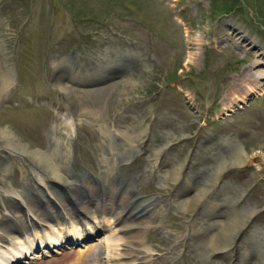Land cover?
I'll list each match as a JSON object with an SVG mask.
<instances>
[{
    "label": "rangeland",
    "instance_id": "rangeland-1",
    "mask_svg": "<svg viewBox=\"0 0 264 264\" xmlns=\"http://www.w3.org/2000/svg\"><path fill=\"white\" fill-rule=\"evenodd\" d=\"M126 43L149 60L144 73L142 69L139 72L142 64L134 60L139 66L134 71L138 82L130 85L112 81L90 90L74 87L77 106L54 87V61H60L70 49L78 50L87 63L97 61L110 45ZM4 50L9 51L3 56H9L7 62L16 81L0 100V153L12 156V170L0 175V216L6 211L4 194L12 190V185L19 187L22 183V168L35 169L28 156L4 146L2 129H9L30 150H45L56 124L61 126L62 121L75 117L78 131L72 139V168L82 173L87 167L101 177L110 176L113 168L102 161L112 157L108 155L112 147L105 141L102 125L115 122L112 128L124 129L130 123L122 118H136L142 111L140 103L154 106L151 126L161 128L171 143L190 135L187 144L192 146L199 135L214 129L221 134L239 135L249 153L262 151L246 172L237 176L231 173L228 178H237L233 195L248 192L253 206L264 207V89L249 94L243 108L225 123L217 121L225 104L256 79L258 70L264 72V64H258L264 61L259 57L264 54V0H0V63ZM193 51L195 60L189 62ZM135 84L132 91L125 92L128 85ZM96 110L99 112L93 117L90 112ZM205 117L210 121L203 126L200 123ZM135 128L130 127L131 133L135 134ZM117 152L119 149H115ZM154 155V149L150 150L149 156ZM149 156L119 169L129 174L137 167L136 172L143 173L150 163ZM57 158L65 159L59 153ZM161 159L147 184L138 182L136 188L144 195L164 193L166 203L173 202V181L162 183L157 176L171 172L167 165L163 168ZM59 163L67 174L68 161ZM192 211L177 205L173 210L159 207L149 214L146 222L150 228L143 235L142 249L152 255L153 264H170L174 259H179L180 264H193L190 255L197 259L196 254L198 264L209 262L204 246L209 232L194 235L198 244L190 249L193 239L186 227ZM256 221L264 228V214ZM93 245L95 251L84 258L80 252H86V248H79L69 251V255L33 264H92L102 251L98 242ZM254 264H264V256Z\"/></svg>",
    "mask_w": 264,
    "mask_h": 264
},
{
    "label": "bare ground",
    "instance_id": "bare-ground-1",
    "mask_svg": "<svg viewBox=\"0 0 264 264\" xmlns=\"http://www.w3.org/2000/svg\"><path fill=\"white\" fill-rule=\"evenodd\" d=\"M247 41L249 42V40ZM119 49L122 52L121 54L117 49L107 48L102 55L103 57L97 60L96 65L94 64L92 69H86L81 75V78L84 79L86 76L87 80H90L91 78H94L97 73L99 75L103 74V76H106L111 72L117 73L118 71L121 73V68L118 67V65L121 62H127L130 60L132 55L133 58H137L136 61L140 62L144 69L149 65L147 58L144 57L140 51H136L131 47H120ZM114 51L116 52L115 54H113ZM259 57L264 58V54L259 55ZM191 60H195L194 51L189 53V62ZM258 64L262 65L264 64V61L258 62ZM69 66H71V63L68 57H64L60 61H54L55 74L53 85L55 88L63 92L72 104L77 106V95L74 93L75 89L69 84L66 74L62 69L64 68L65 70ZM257 72L254 74L256 79L250 81L248 85H245L244 89L239 92V95L236 96V98L225 104L224 107L226 114L230 115L232 112H237V110L242 108V105L247 102L249 94L264 89V83H261L264 72L263 70L262 73H259L261 72L260 70ZM78 75L79 74L73 76V79ZM133 81L137 82V80L131 77L121 80L120 83H129L131 85ZM13 83L14 76L12 75L9 63L5 61L1 62L0 100H3L5 97L4 95L8 92L10 87H12ZM154 109V106L150 104L148 108H146L147 113L145 115L143 113V116H140L139 118L146 119L149 115V118L152 119L155 117ZM97 110L90 112V114L95 117L99 112ZM74 120L75 119L72 118V120L69 119L66 120V122L62 121L63 123L61 126L56 124L53 129L55 134L52 136L51 144H48L45 150H30L28 146L19 141L9 129L1 130L3 138L1 142H4V145L8 148L20 152L31 159L35 165V169H33L34 176L33 178L31 176V182L34 183L39 194L46 195L45 193H49L54 195L55 197L53 201L57 200L55 206H57L58 209H70V211H72L75 208H80L83 212L93 215L94 221L98 222V224L105 223V225H107L110 233L108 236L103 237L101 245L103 251L97 255V258H99L100 255V258L98 259L99 261L94 257V261H96L92 264H152L150 263L152 260L150 261V258L144 253L145 250L142 249L143 235L149 228V224L146 222L147 218L144 217L149 210L147 207L143 208L142 211L146 212L142 215V211H140L142 207L140 206L141 204L133 205L134 198L132 191L134 190V183L131 180H128L127 177H123V184L118 181L115 182L114 180H111L113 178L112 173L110 176L105 177V181H101L102 189L101 191H98V188L91 182L90 177L86 172L77 173L69 171L65 174L61 170L63 166L56 161L55 153L59 152L60 155L68 161L69 167L71 166L73 156L72 138L78 130ZM102 126V131L107 137V142H111L112 144L113 152L115 151L114 141L123 142V148H121L120 152L115 153V158H104L102 161L103 163L105 161L104 164H110L111 169L113 168L114 171L115 166L118 164V157L129 153V148L131 151H134L137 147L141 149L140 144L137 145L135 143V139H138L139 143H141L145 137L135 135V138L134 135L132 136L127 133L128 129L122 131L107 126L106 123ZM138 126L145 132V129H148L147 125L139 124ZM59 128L60 130L63 129L65 131L62 132L61 130L57 133ZM144 142L145 141H143V143ZM146 145L150 144L148 143ZM168 145L169 143L164 146L163 144L160 146L154 144L155 150L159 156L164 152L166 149L165 147ZM261 153L262 151L249 153L241 144L237 147H232L231 153L228 156H222L220 158V165L217 166V171L214 173L213 178L217 179L231 168L242 167L249 164L253 158L261 156ZM112 155H114V153H112ZM186 161L188 162V158H186ZM184 166L185 163L175 165L170 170L171 172L167 173V178L166 176H163V179L173 181L174 184L179 183L183 179ZM149 171L151 174L154 172L153 166H150ZM149 171H145L140 177H145L147 179L149 175L146 173ZM25 173L26 175H29L28 171H25ZM137 175L139 176V174ZM31 178L25 179L24 185H29ZM213 184L217 185V183ZM185 188H187V185H184V187L178 191V197L174 200L178 206H182L184 209H197L200 205H210V203L207 202L209 197H204L207 196L206 194L208 190H210V187L207 188L206 186H202L200 190L197 188L196 192H191L188 196L183 198L181 194H183L182 192ZM67 190L73 195L72 203H70L68 197L60 195V193H67ZM7 192L12 193L11 191ZM16 197L22 199L23 202L13 196L12 198L10 197L8 213L0 222V264H17V259L22 258H29V260L38 261L39 258H44L43 254H46L44 252H51V250H46L43 246L44 243L47 242V239L51 244L50 246H54L55 244L66 243L67 236H65V234L67 231L73 234V236L84 235V227L79 224L78 220L70 216L71 214L69 212L68 218L70 221H60L59 217H57L58 220L51 221L48 220V215L43 213L40 208L34 206L37 200H43L39 196L30 192L27 193V195H21V192H19ZM156 197L160 198L155 201L161 202V195ZM156 197L150 199H155ZM162 201L165 202L164 200ZM234 202L236 201H233V203ZM55 206V212L58 214L59 211ZM46 207L52 208L53 206L46 204ZM206 208L208 207L206 206L204 210ZM234 211L236 214H232V217L228 218L226 221L214 220L215 216L208 212L206 219L199 220L194 218L193 215L189 223L190 228H192L193 231L201 229L199 227L205 225V223H203L204 221H206L207 227L216 226L223 228L219 233L216 232L212 235L211 241L209 245H207L210 249L209 253L206 252L210 259H212L211 255L223 252L221 256H218V264H230L233 260V255L238 250L240 244L238 243V240L244 236L247 238V235L251 233L257 235V232L260 230L259 225L252 222L254 215L257 213V208L251 207L248 204V201L243 205L242 209L239 208ZM33 219L40 225L37 226L34 224L35 222ZM229 222L230 225L226 228V225ZM86 224L89 230L94 231L96 229L93 223L86 222ZM231 225L233 229L228 230ZM17 232H20L22 235L16 234ZM232 233L233 237H230V234ZM258 240L261 248L264 250V239L259 237ZM38 241H40L42 247L39 251H35V245ZM57 249H59L58 256L68 252L64 247H57ZM95 249L96 247L90 244L87 246V249L85 250L86 252L82 251L80 253H83L82 257L84 258L89 255V253H92L90 251H95ZM263 250L262 252H264ZM65 256L64 258L67 257ZM247 260H245L244 263H246Z\"/></svg>",
    "mask_w": 264,
    "mask_h": 264
},
{
    "label": "flooded vegetation",
    "instance_id": "flooded-vegetation-1",
    "mask_svg": "<svg viewBox=\"0 0 264 264\" xmlns=\"http://www.w3.org/2000/svg\"><path fill=\"white\" fill-rule=\"evenodd\" d=\"M124 45L125 44H122V45L116 44L117 47H119V46L123 47ZM128 46L129 45H127V43H126V45L124 47H128ZM113 49H115V47ZM68 52H69V54H67V56L69 58L71 66L67 67L65 70H64V68H62V69H63L64 73L69 74L70 77H71V74H73L75 71H77L84 62H83V56L80 55L78 50H75V48L70 49L69 51H67V53ZM4 53H6L5 50H4ZM3 60L5 62L8 61L7 58H5V57H3ZM84 64H86V63H84ZM81 67L84 68V66H81ZM138 67H139L138 64L134 63V67H133V69L131 71V75H132V77L134 79H135L134 71ZM141 67H142V65L139 67V72L142 73V71H143V73H144L145 69L143 67L142 68ZM141 69H142V71H141ZM54 71H55V68H54ZM66 78L69 79V76H66ZM135 80H137V79H135ZM135 86H136V84L134 85V87ZM125 89H126L125 92L127 93V92L132 91L133 87L128 85V87H126ZM144 101H146V100H144ZM139 105H140L142 111H138V115L137 116L135 115L136 118L132 117V119L129 122L130 124H128L129 126H127V127H129V129H130V127H132V125L136 127L134 129L135 134L133 133L132 136L133 135H134V137H135V135L144 136L145 139H143L141 141V143L146 148L150 147L151 145L154 147V144L157 145V146H160L161 144H163V146H164L165 144L169 143V145L165 147L166 148L165 151H167V152L163 155V158L161 160V165H166V164L169 165L171 163H174V164L175 163H179V164L185 163L186 160H185V157H184V152H185V148H188V146L190 147V145H191V143H190V145L187 144L188 138H190V137H185L186 135H184L182 137L181 142H178L176 144L174 142L171 143L170 137L169 136H164L163 133H162L161 128H159L158 126L156 128H153L151 126L154 123L153 119L155 117H153L151 119V118H149V115H148L146 119L139 118L140 116H143V113H144V115L147 113L146 108H148V106L150 104L146 105L145 103H140ZM131 121H133V122H131ZM139 124L140 125H147L148 129H145L146 132L139 128V126H138ZM150 128H151V130H149ZM169 130L173 131L172 128L171 129L169 128ZM141 133H142V135H141ZM143 141H145V142L143 143ZM148 143L150 145H146ZM173 149L175 151L171 152L172 155L170 157V151L173 150ZM141 154L142 153H140L139 148L137 147L131 153H126L124 155L119 156V160L122 161L124 159L130 158L131 155H134V158H133V160L131 162L132 165H133V164H135V161L137 160V158L145 157V156H147L148 153H144V155H141ZM124 164H126V163H124ZM136 170H137V167H135L133 173L136 172Z\"/></svg>",
    "mask_w": 264,
    "mask_h": 264
},
{
    "label": "water",
    "instance_id": "water-1",
    "mask_svg": "<svg viewBox=\"0 0 264 264\" xmlns=\"http://www.w3.org/2000/svg\"><path fill=\"white\" fill-rule=\"evenodd\" d=\"M121 65H119V67H120Z\"/></svg>",
    "mask_w": 264,
    "mask_h": 264
}]
</instances>
